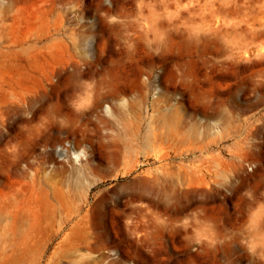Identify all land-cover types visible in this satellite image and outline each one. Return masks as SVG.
I'll return each mask as SVG.
<instances>
[{
    "label": "rangeland",
    "instance_id": "1",
    "mask_svg": "<svg viewBox=\"0 0 264 264\" xmlns=\"http://www.w3.org/2000/svg\"><path fill=\"white\" fill-rule=\"evenodd\" d=\"M0 264H264V0H0Z\"/></svg>",
    "mask_w": 264,
    "mask_h": 264
},
{
    "label": "bare ground",
    "instance_id": "2",
    "mask_svg": "<svg viewBox=\"0 0 264 264\" xmlns=\"http://www.w3.org/2000/svg\"><path fill=\"white\" fill-rule=\"evenodd\" d=\"M79 64H80V62L71 63V65L73 67L79 66ZM101 81H103V80H101ZM103 85H104V83H103ZM104 87L106 88V86H104ZM57 88H58V86L57 87H50V88L49 87H43L42 92H38V91L25 92L16 98V101L13 103L12 108L18 112L29 113L31 115L30 122H35L38 120V121L43 122V125H45V126H48V124H50L51 126H58L59 125V118L61 116V112L58 109H56L55 107H53V105L50 104V99H48L46 101L44 99V96L49 98L51 96L49 93L51 91H53L54 89H57ZM107 92H108V90H107ZM99 94H100V92H99ZM47 95H49V96H47ZM99 96H100L101 101H106L109 98V96H107L106 94H100ZM72 112L74 114L77 113V111H75L73 109H72Z\"/></svg>",
    "mask_w": 264,
    "mask_h": 264
}]
</instances>
